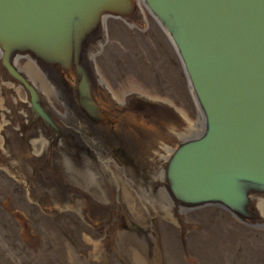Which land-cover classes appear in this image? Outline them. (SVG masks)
Returning a JSON list of instances; mask_svg holds the SVG:
<instances>
[{
    "label": "water",
    "instance_id": "obj_1",
    "mask_svg": "<svg viewBox=\"0 0 264 264\" xmlns=\"http://www.w3.org/2000/svg\"><path fill=\"white\" fill-rule=\"evenodd\" d=\"M145 12L176 55L193 120L140 91L117 98L98 74L94 56L106 41L107 18L143 28ZM18 57L37 69L62 112ZM4 81L23 90V98L13 92L16 100L2 93L5 170L41 210L66 207L89 224H107L101 214L108 202L117 206L116 185L102 180L104 194L77 185L93 177L67 174L69 160L71 171L97 169L100 152L137 182L141 207L180 228L187 227L186 210L205 205L264 226V0H0V92ZM32 138L41 141L38 149ZM146 185L161 192L171 213L137 195ZM72 196L79 206L64 202ZM13 214L27 231L26 217Z\"/></svg>",
    "mask_w": 264,
    "mask_h": 264
},
{
    "label": "rangeland",
    "instance_id": "obj_2",
    "mask_svg": "<svg viewBox=\"0 0 264 264\" xmlns=\"http://www.w3.org/2000/svg\"><path fill=\"white\" fill-rule=\"evenodd\" d=\"M145 19L143 28H127L122 21L107 18L106 41L94 56L97 70L117 98L134 89L169 100L193 120L195 109L176 55L147 12ZM19 63L30 67L39 80L29 60L21 57ZM119 179L117 223L108 228L87 223L73 209L44 212L26 201L22 188L8 177L4 194L23 210L28 229L23 230L20 219L0 205V264H132L131 251L144 264H264V226L243 225L213 205L186 210L187 227L180 228L155 211L145 214L144 224L143 212L133 203L135 194L122 186L121 175ZM121 235L130 239L121 244ZM144 242L150 246L148 252Z\"/></svg>",
    "mask_w": 264,
    "mask_h": 264
},
{
    "label": "flooded vegetation",
    "instance_id": "obj_3",
    "mask_svg": "<svg viewBox=\"0 0 264 264\" xmlns=\"http://www.w3.org/2000/svg\"><path fill=\"white\" fill-rule=\"evenodd\" d=\"M127 28H133V27H129L127 25H125ZM21 57H18L16 59V63L17 65L23 69L24 71H26V73L28 75H31L30 78L37 84V86H39L43 91L44 93L47 95L48 99H49V102L50 104L52 105V107H54L55 109H57L59 112L63 111V108H62V105L61 103L56 99V97L54 96V94L49 90V88L47 87V85L45 84V81L43 80L42 76L39 74L38 72V75H39V80L36 79L34 76H32L31 73H29V69L30 67H23L21 66V64L19 63V59ZM30 62V61H29ZM98 71V70H97ZM99 74V72H98ZM99 76L101 77V75L99 74ZM35 78V79H34ZM102 79V77H101ZM103 80V79H102ZM104 81V80H103ZM134 90V89H132ZM127 91L124 90V92ZM123 92V93H124ZM15 93L18 94L17 96H19L20 98H23V90L19 87V86H15ZM2 93L0 92V146L2 145L3 143V137L2 135L4 134V128L6 127L4 124L7 123L5 117H4V113L5 111H7V107L4 105V102H3V96L1 95ZM19 111V110H18ZM31 143L33 144V147L35 149H38L40 147V140L37 139V138H32L31 139ZM3 154L1 152V149H0V205L1 206H4L6 208V210H8L10 212V214H13L14 211H20L21 213H23L17 206H13L11 203V198L10 196L6 193L4 194V190L8 191L7 189V186H8V177H10L13 181H15L14 183L18 184L21 188H22V197L24 196L26 201H28L30 204L32 205H36L38 208L39 206L33 202V201H30L27 196H26V190L23 186V181H18L16 180L15 178L11 177L7 171L5 170V166L7 165V161L3 158ZM95 155L97 156L98 158V161L100 162V164L98 165V168L97 169H91L90 171H85V172H82V170L80 169L82 167V159L81 158H78V159H74L75 161L77 160L78 162L80 161V170H75V171H71L72 167H71V160H69V165L67 167V174L69 175V177H71L70 179H76L77 176H81L82 174L85 175L86 179H88L89 175L93 178H91L92 180L90 181H84V183H88L90 186L92 184V186H98V185H101V182L102 180H105L106 182H110L112 181V183H114L116 185V188L119 184V175H121V179H123L122 184L124 183V185L122 186H127L129 187L128 185V182L125 180V178L123 177V175L121 174L118 166L116 165V163L113 161V159H110V158H107V157H104L103 159V155L99 152H95ZM5 164V165H4ZM89 174V175H88ZM67 176V175H66ZM102 177L101 178V181L99 182L98 178ZM74 177V178H72ZM96 177V178H95ZM95 178V179H94ZM81 177H80V180H79V183L77 185H79L80 187H82V181H81ZM7 182V183H6ZM74 183H77V181L74 180ZM83 186H85L83 184ZM134 194V193H133ZM3 195V198H1V196ZM10 198L9 202L8 203H5V199L7 198ZM21 197V199H22ZM116 197H117V193H116ZM64 202H67V201H64ZM66 208V207H64ZM40 209V208H39ZM58 209H61V208H52V206H50L48 209H45L43 210L44 212H48V213H54L55 211H52V210H58ZM67 209H70V208H67ZM49 210V211H47ZM52 211V212H50ZM76 212V211H75ZM26 215V214H25ZM13 216V215H12ZM26 217V216H25ZM27 219V218H26ZM146 221V219H145ZM121 237V236H120ZM143 241V240H142ZM141 241V242H142ZM141 242H138V243H141ZM145 243V242H144ZM148 245V243H146Z\"/></svg>",
    "mask_w": 264,
    "mask_h": 264
},
{
    "label": "bare ground",
    "instance_id": "obj_4",
    "mask_svg": "<svg viewBox=\"0 0 264 264\" xmlns=\"http://www.w3.org/2000/svg\"><path fill=\"white\" fill-rule=\"evenodd\" d=\"M28 68V67H27ZM29 71V70H28ZM28 73V72H27ZM29 73H30V71H29ZM31 75H29V77H30ZM35 79V78H34ZM2 86H4V89H5V91L3 92H1V93H5L6 92V94H10L11 95V98L12 99H17L16 97H15V95L13 94V92H15V86L16 85H14V84H12V82L11 81H4L3 82V85ZM3 94H2V96H3ZM18 95V94H17ZM4 99V98H3ZM3 102H5L4 100H3ZM5 105V104H4ZM5 119H7V117H5ZM158 120H157V117H156V119L153 117V119H152V122L153 123H155V122H157ZM146 130V129H145ZM143 131V133L145 134V136L146 137H149L151 134H152V131H149V130H146V131ZM146 150H147V148H135V149H133L132 151H133V153L134 152H136V153H145L146 152ZM121 172V171H120ZM125 175H124V174ZM123 173L121 172V174L123 175V177L125 178V180L128 182V185H129V187L132 189L131 191H133V193L135 194V196H136V189H137V187L135 188V186H136V184H137V182L131 177V174H130V176H129V174H128V172H127V170H125V169H123ZM89 175V174H88ZM90 176V175H89ZM91 177V176H90ZM132 181V183H133V186H131L130 184H129V182H131ZM83 184L84 183H82V188H87V184H84L85 186H83ZM90 187H91V189H93V186H92V184L90 185ZM100 188V189H99ZM98 189H99V191H103V193L105 194V192H106V190L105 189H107V187H106V185L105 184H103V187H101L100 185H98ZM124 189H126V188H124ZM135 189V190H134ZM128 190V189H127ZM155 192H154V190L152 189V187H148L147 185H146V188H143V187H141V189H140V191H139V194H137L141 199H143V198H151V199H149V200H147V201H149L151 204H154V201L155 202H159L160 204H161V207L164 209V210H166L168 213H171V208L169 207V205H168V202H166V200L164 199V197H163V195L161 194V192H159V193H157V194H154ZM126 194V193H125ZM161 194V195H160ZM143 196H145V197H143ZM149 196V197H148ZM127 198V197H126ZM136 198V200H135V202H133L135 205H137V206H139V208H140V210L143 212V215H142V217H141V219H140V221L141 222H143L144 224H145V219H146V215L145 214H148V213H150V212H148L147 210H146V207L144 206V204H143V206L141 207V204H140V201L138 200L139 198L136 196L135 197ZM80 199L78 198V197H75V196H72V198H71V200H68L67 201V203L68 204H74V206H79L80 204V201H79ZM127 200V199H126ZM131 200V199H130ZM113 201H111V202H108L107 203V205H106V209H107V211H108V213H105L106 212V209L104 210V213H102L101 214V221L100 222H107V224H104V225H106L108 228H109V226L110 227H115V225H116V223H117V219H116V217H115V214H113V212H116V205L114 204V203H112ZM131 202V201H130ZM128 203H129V201H128ZM110 206H112L111 208H110ZM144 207V208H143ZM108 214V215H107ZM107 215V216H106ZM174 216H177L178 214H173ZM138 217V216H137ZM113 230V229H112ZM121 233V232H120ZM119 233V234H120ZM125 239H130V238H128V237H126L125 235H121V237H120V240H122L121 241V244L123 243V241L125 240ZM142 244H144L142 247L143 248H145V250H146V252H148V250H149V248H150V246H149V244L147 245V244H145V243H142ZM99 253V250H98V248H97V245L95 246V252H94V254H98ZM129 255L131 256V260H132V264H144V262H143V259H142V257L140 256V255H138L137 254V252H135V251H131L130 253H129Z\"/></svg>",
    "mask_w": 264,
    "mask_h": 264
}]
</instances>
